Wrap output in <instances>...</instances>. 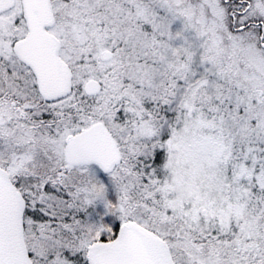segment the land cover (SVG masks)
<instances>
[{
	"label": "snow or ice",
	"instance_id": "snow-or-ice-1",
	"mask_svg": "<svg viewBox=\"0 0 264 264\" xmlns=\"http://www.w3.org/2000/svg\"><path fill=\"white\" fill-rule=\"evenodd\" d=\"M0 264H264V0H0Z\"/></svg>",
	"mask_w": 264,
	"mask_h": 264
}]
</instances>
